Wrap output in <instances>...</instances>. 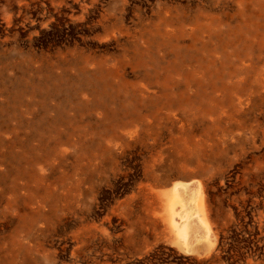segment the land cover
Masks as SVG:
<instances>
[{"label": "rangeland", "instance_id": "rangeland-1", "mask_svg": "<svg viewBox=\"0 0 264 264\" xmlns=\"http://www.w3.org/2000/svg\"><path fill=\"white\" fill-rule=\"evenodd\" d=\"M179 30L183 32L167 39V34ZM213 30L231 35L234 44L224 51L215 50L217 40L209 35ZM160 34L166 37L163 39ZM261 39L264 0H0V264H264ZM245 43L250 44L248 61L239 57ZM177 50L193 53L198 63L185 61L170 72L171 83L177 86L174 94L183 91L187 73L199 63L207 67L210 60L219 61L220 53L228 51L232 60L229 70L239 71L233 80L242 82L244 89L238 97L247 105L242 113L225 112L222 122L216 125L218 136L206 144L209 156L203 158V163L211 167L207 176L213 179L205 188L204 198L212 206L211 218L215 219L216 211L219 214V225L211 219L210 229L198 228L188 245L167 225L150 224L147 218L152 216L139 204L132 215L112 211L116 202L136 189L140 166L149 159L152 148L166 144L177 134L169 120L176 109L164 106L154 111L158 89L154 88L148 97L136 91L138 85L156 82L154 77L158 76L160 82ZM138 51L147 54L140 65L134 60ZM98 64L113 76L108 86L114 98L111 105L118 108L137 100L136 114L123 113L111 122L104 117V109L90 108L89 91L78 90L77 86L86 75L93 78L92 70ZM253 67L262 71L260 78L255 77ZM223 79L227 84L234 82L228 76ZM52 81L64 89L47 95L33 89ZM119 86L130 93L122 94ZM96 87L100 86H95L97 93ZM12 96L15 102L11 101ZM249 98L254 99L253 105L247 104ZM143 100L154 103L149 105ZM182 112L183 116L188 115ZM58 116L62 120L57 121ZM133 118L139 119L140 131L146 126L140 121L156 123L157 137L118 141L117 135L132 128ZM190 121L189 132L202 138L210 122L199 121L196 111ZM226 135L232 141H218L226 139ZM111 143L114 161L122 167L117 176H111V183L103 184L102 172L103 164L111 162L109 158L82 157L83 164L93 161L97 168L90 175L93 180L85 183V191L90 190L83 194L78 206L76 197L42 228L19 227L23 205L19 208L17 199L25 183L16 173L25 165L19 159L33 150L42 159L47 156L53 160L54 152L65 149L66 170L71 171L77 159V145L96 149ZM93 181L97 184L92 185ZM190 194L193 198L188 207L194 215L198 197L195 198L196 191ZM27 206L25 202V210L29 211Z\"/></svg>", "mask_w": 264, "mask_h": 264}, {"label": "bare ground", "instance_id": "bare-ground-1", "mask_svg": "<svg viewBox=\"0 0 264 264\" xmlns=\"http://www.w3.org/2000/svg\"><path fill=\"white\" fill-rule=\"evenodd\" d=\"M182 32V30H179L177 32L171 31L170 34H167V31L165 33L168 35L167 39H172L177 37L179 33ZM160 35L163 39L164 37H166L163 34ZM209 35L217 40L215 50H227L230 47L229 44L232 45L235 41L231 35H221V33L214 32V30L212 31V33H209ZM240 41V39L236 40L238 44L240 43ZM259 44L263 45L264 39H261L259 41ZM243 50L244 51L240 53L241 55L239 54L240 59H244L245 61L250 60V44L245 43L243 46ZM220 54L221 55L219 61H217L216 59L210 60L211 63L207 67L202 63H199L198 66L194 68V71L188 72L185 84L183 85V91L178 94L173 93L177 86L171 83L169 74L170 72H174L179 69L182 64L185 63V61L192 62L191 60L195 59V56H192L194 55L193 53L183 54L182 52L177 50V52L174 54L175 59L173 60V62L165 67L164 74L162 75L160 82L158 81V76H153L154 78H156V82L151 81L149 77L150 83L140 86L138 85V87L136 86V91L146 97H148L152 93V90L154 88L158 89L159 99L155 103L153 100L147 102L143 100L144 103H148L149 105L154 103L153 107L155 112L159 111V108H162L164 106L176 109L177 112L172 117H170L169 120L176 128L177 134L171 137L166 144L160 143L157 146H154L155 148H152L153 150H151V156L140 166L141 178L136 183V189L132 191L131 194L128 195V197H124L125 199H123L122 201L116 202V205L112 208V211L121 210L124 213H127H122V215L128 216L134 213L135 207L139 204V207L142 210H144L145 212L147 211L148 215L152 216L147 218L150 224H155L157 226L159 223H163L164 225H167L168 228H170V231L173 230V232L176 233L177 237L181 239L186 245L190 243V236L198 228L208 231L210 229L212 221L215 225H219L218 219L220 216L216 217V215L219 214H217L216 211L214 214L215 219L211 218V214L213 213L212 206L209 204L207 205L204 198L206 194L205 188L207 187V184L213 179V177L207 176L208 171L211 169V167L203 163V158L209 156L206 154V144L207 142L213 141V137L218 136L217 130L219 128L216 125L220 123V121L222 122V116L225 112L230 111L232 114H238L247 110L245 108L247 107L246 101L238 97V95H241L240 92L244 91L242 82L233 80L239 71H234L232 67L231 68L233 71L229 70V66L232 61L230 60L231 54H229L228 51L224 54ZM146 56V52L138 51V53L135 54V63L137 65L144 63V58ZM86 57L88 58L87 55ZM93 60H95V58H93ZM197 61L198 60H194V62ZM217 66L219 67L217 68ZM253 68L255 70L253 71L255 77L260 78L262 75V71L259 68ZM49 70H51V68ZM91 74L93 78L89 77L91 76L90 74L86 75L84 79L81 78L84 81L79 82V86H77L78 90L84 89L86 91H89L90 99H88L87 102H89L90 108H101L102 111L104 109V117L111 122L116 121L123 113H128L130 115L139 110V103L137 102V100H134V102L132 103H127L121 106L119 105L118 108L114 104L111 105L114 98L112 95V90H109L108 86L113 76L110 73L104 71L101 65H96V68L92 70ZM225 76H228V79L234 82L231 84L223 82V78ZM96 84L100 86L98 88L96 87L99 90L97 93L94 91ZM47 86H49V88ZM33 87L34 90L43 93V95H47L51 92H56L64 89L63 86L57 81L51 83L50 85H46L44 83L40 85L37 84ZM122 88V86H119L118 89L122 94L130 93ZM28 93L30 92L28 91ZM11 101L15 102V97L12 96ZM253 103L254 99L249 98L247 104L253 105ZM85 105L86 107H88L86 103ZM182 111L187 112L188 115L183 116ZM195 111L199 113V121L210 122L209 125H207L202 138L194 137L193 134L189 132V128L191 126L190 117H192ZM56 120H62L61 116H58ZM138 120L139 119L132 120V122L130 123V126L132 127L130 131L128 133H120L119 135H117V140L128 143L130 140H144L146 137L147 139L157 137L155 136L158 133L156 132V123L151 124L145 122L144 120L140 121V125H146L145 130L140 131L139 127L137 126ZM227 138L228 136L226 135V139L221 138L222 140L218 141H232V138H230L229 140ZM141 145L145 146L144 144ZM67 155L68 151L65 149L54 152L53 160H50L49 158H47V156L42 159V157L38 156L33 150H29V152H27V154H25L24 158H22L21 160L17 157H22V155H16V158L19 159L20 162L24 161L25 163L22 168L16 170V173H18V175H21V177L25 180V183L21 186L23 190L21 192L23 193H19L17 199L18 207L20 208L21 205H23L22 208H20L23 211L19 218V227L24 228L30 226V228H32L36 225H40V228H42V226L50 223L53 218H56V214L58 211H64L76 197L79 198L75 201L76 205H74L78 206V204L83 200V194L87 193L90 190L88 189V191H85V188L83 187L88 180H93L90 175L94 173L97 168H95V164L93 163V161L83 164L81 162L82 157L86 156L90 158H98L102 156L103 158H109L111 162L103 164V184L108 183L111 179V176H117V174L122 170L121 165H119L120 163H115L114 161L115 151L113 143L103 146V148L98 145L96 149H92L89 146L87 147L86 145L82 144L77 145V159L75 161V165L73 166L74 168H72L71 171L66 170L65 163ZM47 170L49 171V173H47ZM53 174L55 176H53ZM53 183L55 184V186L51 185ZM95 184H97V182L93 181L92 185ZM115 188L117 187L115 186ZM192 191H196L197 196L195 198L198 197V203L196 201L197 212L194 214V218V215L189 212L188 207L190 201H192L193 198L190 194ZM25 202L28 204L27 209L29 211L25 210ZM13 205L14 204L11 203L10 208H12ZM150 211H152L151 215Z\"/></svg>", "mask_w": 264, "mask_h": 264}]
</instances>
